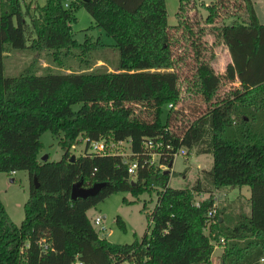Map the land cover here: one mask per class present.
I'll return each mask as SVG.
<instances>
[{
	"label": "trees",
	"instance_id": "16d2710c",
	"mask_svg": "<svg viewBox=\"0 0 264 264\" xmlns=\"http://www.w3.org/2000/svg\"><path fill=\"white\" fill-rule=\"evenodd\" d=\"M179 1L177 23L171 26L165 0H78L68 8L63 0L42 5L0 0V172L25 170L30 179L20 224L10 220L0 200V264H209L213 242L220 239L219 264H264V23L251 0H210L201 4L209 27L199 28L198 21L188 19L193 0ZM77 7L114 40L115 71L3 74L8 50H46L59 63L78 50L89 61L105 45L73 37ZM195 25L200 34L213 36V45L227 48L223 72L201 55L198 40H190ZM172 28L188 41L179 55L172 50L179 42ZM189 47L196 64L181 80L174 68ZM225 83L229 90L220 96ZM182 94L208 105L198 117L184 120V106L174 108ZM45 131L59 138L58 161L39 157ZM148 138L171 146L160 158L167 167L182 148L210 153L213 163L203 171V182L197 177L190 188H173L170 171L154 166L139 168L132 181L124 158L116 154L86 150L71 160L73 145L85 143L88 149L85 140L106 139L130 141L134 156L128 159L142 163ZM80 179L84 186H106L95 196L72 200L71 186ZM243 186L250 191V210L239 213L233 226L224 224L218 210L210 222L212 195L194 202L204 191ZM148 190H156L157 200L142 238L129 244L100 239L87 211L111 194L137 197ZM116 223L125 229L120 216Z\"/></svg>",
	"mask_w": 264,
	"mask_h": 264
},
{
	"label": "rangeland",
	"instance_id": "374dc122",
	"mask_svg": "<svg viewBox=\"0 0 264 264\" xmlns=\"http://www.w3.org/2000/svg\"><path fill=\"white\" fill-rule=\"evenodd\" d=\"M28 1L26 0V2ZM251 1L253 2L259 22L264 23V0ZM36 2L42 5L45 0H36ZM179 2V0H165L168 25L172 26L177 23L176 13L180 5ZM209 2L210 0H193L190 10H188V19L192 18L195 24L198 21L199 28L204 27L207 29L209 27L204 22L206 11L201 7L202 3L207 4ZM34 5L35 2L33 1L31 7H34ZM220 16L216 19L218 24L221 22ZM74 17L75 20L71 22V32L77 41L82 43L86 39H90L92 42L98 40L100 44L105 45L103 48L92 52L89 61L86 62L81 56L79 57L78 50L73 51L72 54L66 57L62 56L60 63L57 60H53L50 52L46 50H8L2 56L3 74L14 77L22 73L43 75L71 71H115L119 61V53L114 46V40L103 29L95 25L94 20L83 7H77L74 10ZM197 29L198 27L195 25L193 29L194 35L190 40H198L201 55L206 60H210L216 72H223L229 60L227 48L223 44L213 45V36L208 34L207 30L205 31L206 33L200 34ZM171 31L174 34V38L178 39L176 41H179L172 43V50L174 55H179L183 51V45L187 44L188 41L183 39L182 30L176 31L172 28ZM192 54L193 51L189 47L184 61L174 68L180 75L181 80H183V77L189 78L193 73L196 61L192 57ZM229 87L230 84H223L218 90V94L222 96L229 90ZM181 90H183V86ZM182 96L183 98L174 105V108L179 109L184 106V120L187 118L193 120L195 117H198L202 110H204V106L208 105L201 102L198 98L196 99V97L191 99V97H186L185 94H182ZM162 120H164V115L162 116ZM40 141L43 145L39 152L40 158L45 155H48L49 161H58L61 158L63 150L58 144V137L50 131H45L41 134ZM126 146L127 144L124 145L123 149ZM86 150L89 151V148H86L85 143H77L71 147L70 152L75 156H79ZM212 163L213 158L210 153L196 154L195 149L187 151L185 148H182L174 156L168 185L173 188H190L197 177L203 182L205 178L203 171L210 170ZM29 188L30 179L27 171L20 170L11 174L0 172V200L10 220L15 224H20L24 218V204L29 196ZM209 195L213 197L212 204L216 207V210L223 212L225 225L233 226L239 213H248L250 210V191L247 186L241 188L224 187L213 190L210 193L204 191L195 195V204L198 205L202 200L208 198ZM156 200V190L145 191L137 197L129 192L121 191L105 197L95 207L87 211V216L94 228L100 231L101 234L110 231V234L107 236L109 242L129 244L135 241V239L140 240L145 232L148 231V228L151 226L148 213L154 208ZM144 205L146 208L142 210ZM96 216L102 218L100 225H96L93 222ZM103 216L105 217L103 218ZM117 216H120L125 222V229L116 223ZM210 222H213V218H211ZM101 226H103V230L100 229ZM223 243L221 239L219 242H213L214 250L211 255V264H219V256L224 250ZM124 264L128 263L125 262Z\"/></svg>",
	"mask_w": 264,
	"mask_h": 264
},
{
	"label": "built area",
	"instance_id": "2783aa9c",
	"mask_svg": "<svg viewBox=\"0 0 264 264\" xmlns=\"http://www.w3.org/2000/svg\"><path fill=\"white\" fill-rule=\"evenodd\" d=\"M78 0H63V6L68 8L72 3L77 2ZM173 107L172 104L168 105V108ZM88 148L90 153L100 154V155H120L124 158V163L126 164V171L128 177L134 181L136 179L137 171L139 168H143L145 166H154L159 168L160 170L167 169V166L160 163V158L165 155L171 146L169 144H164L161 140H156L152 138H148L144 141V156L143 162H139L137 158L128 159V157L134 156L130 148V141H108L106 139H99L96 141H89ZM127 144L126 148L123 149L124 145ZM179 151V150H178ZM177 151V152H178ZM174 153V156L177 154ZM216 207L212 204L211 209L208 211L207 216L213 218L216 214ZM94 224L100 225L102 222V218L100 216H96L93 220ZM103 230V226L100 227ZM123 262L122 264H124ZM128 264H134V262H127ZM211 264V263H209Z\"/></svg>",
	"mask_w": 264,
	"mask_h": 264
},
{
	"label": "water",
	"instance_id": "95a60500",
	"mask_svg": "<svg viewBox=\"0 0 264 264\" xmlns=\"http://www.w3.org/2000/svg\"><path fill=\"white\" fill-rule=\"evenodd\" d=\"M47 158L48 156L45 155L41 158V160L45 161ZM74 158H75V155L72 154L71 160H74ZM171 166H172V162L168 164V167L165 171L169 172L171 169ZM33 182L35 186L38 187V182L35 177L33 178ZM105 186H106V182H96L92 184L91 186H84L82 179H80L72 184L71 190H70V198L72 200H75L77 198H87V197L95 196ZM107 235H108V232H105L101 234L99 238L104 239L106 238Z\"/></svg>",
	"mask_w": 264,
	"mask_h": 264
},
{
	"label": "crops",
	"instance_id": "0c3cea01",
	"mask_svg": "<svg viewBox=\"0 0 264 264\" xmlns=\"http://www.w3.org/2000/svg\"><path fill=\"white\" fill-rule=\"evenodd\" d=\"M255 9V8H254ZM255 12H256V10H255ZM256 15H257V13H256ZM257 18H258V16H257ZM229 61V60H228ZM105 216H103V218H104ZM108 232V235L110 234V231H107ZM107 235V236H108ZM107 236H106V238H107Z\"/></svg>",
	"mask_w": 264,
	"mask_h": 264
}]
</instances>
